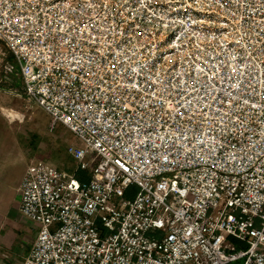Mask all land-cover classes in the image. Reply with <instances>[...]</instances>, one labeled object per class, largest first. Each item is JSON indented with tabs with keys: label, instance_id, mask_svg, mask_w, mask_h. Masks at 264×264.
<instances>
[{
	"label": "built area",
	"instance_id": "1",
	"mask_svg": "<svg viewBox=\"0 0 264 264\" xmlns=\"http://www.w3.org/2000/svg\"><path fill=\"white\" fill-rule=\"evenodd\" d=\"M0 41L83 143L26 167L22 264H264V0H0Z\"/></svg>",
	"mask_w": 264,
	"mask_h": 264
},
{
	"label": "rangeland",
	"instance_id": "2",
	"mask_svg": "<svg viewBox=\"0 0 264 264\" xmlns=\"http://www.w3.org/2000/svg\"><path fill=\"white\" fill-rule=\"evenodd\" d=\"M1 51L5 59L0 61V73L8 78L0 80V264H21L33 241L32 229H38V224L19 212L17 187L26 167L40 158L71 170L75 163L66 147L69 143L82 147L83 143L65 126L52 127L47 112L24 95L19 73L5 68L11 55L0 41ZM2 108L17 111L21 118L11 120Z\"/></svg>",
	"mask_w": 264,
	"mask_h": 264
},
{
	"label": "bare ground",
	"instance_id": "3",
	"mask_svg": "<svg viewBox=\"0 0 264 264\" xmlns=\"http://www.w3.org/2000/svg\"><path fill=\"white\" fill-rule=\"evenodd\" d=\"M4 110V112L6 113V115L11 118V120L15 119V118H21V115L12 109H7V108H2Z\"/></svg>",
	"mask_w": 264,
	"mask_h": 264
},
{
	"label": "crops",
	"instance_id": "4",
	"mask_svg": "<svg viewBox=\"0 0 264 264\" xmlns=\"http://www.w3.org/2000/svg\"><path fill=\"white\" fill-rule=\"evenodd\" d=\"M33 228V227H32ZM35 230H37L36 228H33L32 229V231H33V233L30 235V234H28V235H30V237H32L33 238V241H34V239H35V237H33L34 236V234H35ZM33 241H32V243H31V246H32V244H33ZM31 246H30V248H29V250H28V252L26 253V255L23 257V260H24V258L27 256V254L29 253V251H30V249H31ZM22 260V261H23ZM22 261H21V264H22Z\"/></svg>",
	"mask_w": 264,
	"mask_h": 264
},
{
	"label": "trees",
	"instance_id": "5",
	"mask_svg": "<svg viewBox=\"0 0 264 264\" xmlns=\"http://www.w3.org/2000/svg\"><path fill=\"white\" fill-rule=\"evenodd\" d=\"M6 60H7V61H10V62H14L13 56H9V57H7ZM13 68H14V70L17 71V73L19 72V69H18L17 65H15V63H14Z\"/></svg>",
	"mask_w": 264,
	"mask_h": 264
}]
</instances>
